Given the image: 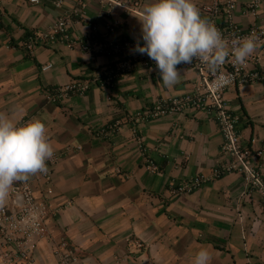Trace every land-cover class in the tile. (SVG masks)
Instances as JSON below:
<instances>
[{"label": "crops", "instance_id": "0c3cea01", "mask_svg": "<svg viewBox=\"0 0 264 264\" xmlns=\"http://www.w3.org/2000/svg\"><path fill=\"white\" fill-rule=\"evenodd\" d=\"M251 1L237 0L236 22L246 31L264 29V0L255 15L247 13ZM0 2V131L12 135L6 152L19 179L48 200L52 213L49 236L38 242L33 264H59L54 248L63 241L85 264H264V199L256 192L245 195L243 175L213 177L227 157L208 113L124 123L160 101L186 95L198 80L195 71L138 64L107 91L92 86L62 101L48 96L111 64L86 51L92 27L109 41L170 47L180 39L162 24L200 29L211 17L196 7L215 0H175V14L168 12L169 0ZM62 17L71 20L67 37L42 38L33 51L26 48ZM241 56L251 61V70L264 71V44L248 46ZM47 65L52 67L44 71ZM226 101L239 118L243 146L256 139V149H263L264 83L231 87ZM52 154L59 160L49 168L48 184L37 162ZM254 164L264 179V155ZM197 179L202 185L193 193L172 194ZM11 204L0 185V207Z\"/></svg>", "mask_w": 264, "mask_h": 264}, {"label": "built area", "instance_id": "2783aa9c", "mask_svg": "<svg viewBox=\"0 0 264 264\" xmlns=\"http://www.w3.org/2000/svg\"><path fill=\"white\" fill-rule=\"evenodd\" d=\"M263 0H252L246 7L247 13L255 15ZM40 3V0H31ZM140 1L135 2L138 8ZM127 7V10L142 15L138 9ZM175 0H169L168 12L175 14ZM198 13H205L211 20L200 29L189 24L163 23L162 26L177 35L180 43L170 47H158L152 42L138 40L109 41L96 35L97 28L92 27L89 41L85 49L90 54L104 55L110 59L109 65L103 66L86 81L74 80L67 85L49 91L51 100H66L72 94L85 93L96 86L101 90H109L115 79L133 72L138 64L150 67L161 65L187 69L198 74L197 82L184 96L160 101L155 107L148 108L136 116H127L124 123H140L148 118L157 119L169 115L183 114L188 111H205L217 124L223 136L222 154L227 162L213 171L214 178L228 174L245 176L247 191L258 193L264 199V179L257 170L254 160L264 155V148L256 149V139L250 146H243L237 131L239 118L234 116L226 101V93L237 85L264 83V71L250 69L251 61L242 58V51L252 44H264V29L251 27L241 29L236 22L238 10L237 0H215L212 5L196 7ZM3 11L0 2V15ZM70 18L62 17L45 35L31 37L26 48L33 51L42 38L53 42L60 37H67ZM109 32L114 31L110 27ZM52 65L43 69L47 71ZM104 133V132H103ZM12 135L0 131V185L12 200L9 206L0 207V260L4 264H33L38 242L49 236L48 223L51 209L46 198H37L32 185L21 181L19 174L13 169L12 161L7 155V146ZM59 160L56 154L39 160L37 167L43 172L47 183L52 181L49 168ZM148 170L157 172L158 168L147 165ZM203 179L172 190L174 196L191 194L202 185ZM48 190L47 196L52 195ZM138 247H142L138 243ZM59 264H85L75 249L66 241L54 248Z\"/></svg>", "mask_w": 264, "mask_h": 264}]
</instances>
